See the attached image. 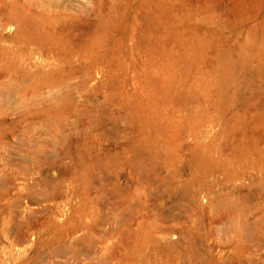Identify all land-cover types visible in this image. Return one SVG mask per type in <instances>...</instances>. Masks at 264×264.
Listing matches in <instances>:
<instances>
[{
  "label": "rangeland",
  "instance_id": "rangeland-1",
  "mask_svg": "<svg viewBox=\"0 0 264 264\" xmlns=\"http://www.w3.org/2000/svg\"><path fill=\"white\" fill-rule=\"evenodd\" d=\"M0 264H264V0H0Z\"/></svg>",
  "mask_w": 264,
  "mask_h": 264
}]
</instances>
